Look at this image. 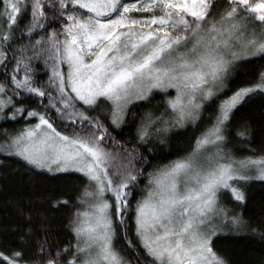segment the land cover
Instances as JSON below:
<instances>
[{
	"label": "snow or ice",
	"instance_id": "1",
	"mask_svg": "<svg viewBox=\"0 0 264 264\" xmlns=\"http://www.w3.org/2000/svg\"><path fill=\"white\" fill-rule=\"evenodd\" d=\"M257 101L264 0H0V122L24 121L0 128V156L78 181L51 201L68 242L0 264H231L216 239L264 244V221L237 210L264 183V148L234 123ZM189 126L191 151L166 160Z\"/></svg>",
	"mask_w": 264,
	"mask_h": 264
},
{
	"label": "trees",
	"instance_id": "2",
	"mask_svg": "<svg viewBox=\"0 0 264 264\" xmlns=\"http://www.w3.org/2000/svg\"><path fill=\"white\" fill-rule=\"evenodd\" d=\"M37 68L42 69V64L37 62ZM40 78L46 79L42 74ZM141 107L148 106L141 105ZM244 121H250L252 124L251 147L258 150L264 148V111L259 107V101L245 105L235 113L236 125ZM23 123V120L15 124L0 122V128L15 129L21 127ZM28 123H35V120L30 119ZM58 130L62 129L58 127ZM195 131L189 126L187 132L173 136L171 153L167 155L166 160L175 159L191 151L188 147V136L192 134L194 139ZM230 147L233 148L237 158L250 155L240 150L239 141L234 140ZM17 168L19 171L16 170ZM144 182L141 179L140 184L143 185ZM77 183L75 176L26 174L17 159L0 156V250L22 248L26 258H34L36 242L42 234L54 247L68 242L70 237L65 225L68 221L69 209L64 206L53 207L51 201L60 197L74 198L78 192ZM34 205L36 218L31 219L30 214ZM237 210L246 220L257 224L264 221V183L258 181L252 183L246 203ZM39 216L44 219L42 225ZM27 227L31 228V235L26 236L25 242L21 244L18 237ZM214 248L226 256L231 264H261L264 261V244L251 236H222L214 241Z\"/></svg>",
	"mask_w": 264,
	"mask_h": 264
},
{
	"label": "rangeland",
	"instance_id": "3",
	"mask_svg": "<svg viewBox=\"0 0 264 264\" xmlns=\"http://www.w3.org/2000/svg\"><path fill=\"white\" fill-rule=\"evenodd\" d=\"M30 218L31 219H35L36 218V208H35V205L33 206V209H32V212H31V214H30ZM43 221H44V219H43V217L42 216H39V222L41 223V225L43 224ZM41 237H46L44 234H42L41 236H40V238ZM48 241V240H47ZM49 243V242H48ZM51 246H53L51 243H49ZM54 247V246H53ZM34 258H35V256H34Z\"/></svg>",
	"mask_w": 264,
	"mask_h": 264
}]
</instances>
